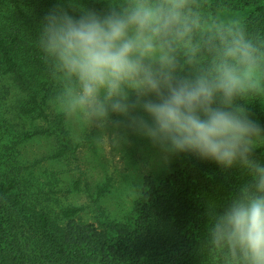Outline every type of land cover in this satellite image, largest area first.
I'll return each mask as SVG.
<instances>
[{
	"label": "clouds",
	"instance_id": "9594fccd",
	"mask_svg": "<svg viewBox=\"0 0 264 264\" xmlns=\"http://www.w3.org/2000/svg\"><path fill=\"white\" fill-rule=\"evenodd\" d=\"M188 2L126 0L103 14L81 7L78 17L51 11L39 35L57 84L50 103L67 119L84 118L104 132L130 129L166 155L242 169L248 179L215 213L208 234L236 264H264V164L255 157L264 127L238 102L264 100V70L240 32L221 36L223 53L211 70L185 74L177 48L187 49L191 63L198 51L192 32L200 27L187 14Z\"/></svg>",
	"mask_w": 264,
	"mask_h": 264
},
{
	"label": "trees",
	"instance_id": "16d2710c",
	"mask_svg": "<svg viewBox=\"0 0 264 264\" xmlns=\"http://www.w3.org/2000/svg\"><path fill=\"white\" fill-rule=\"evenodd\" d=\"M46 1L8 0L13 14L0 19V72L23 89L25 103L18 112L54 125V130L37 129L33 136L55 135L61 148L53 158H59L68 149L69 131L65 116L55 113L48 103L53 95L48 82L53 79L52 69L39 47L42 22L49 14L43 10ZM79 6H75L77 17ZM206 10L208 17H204ZM186 11L200 24L191 38L200 43L208 37L204 44L210 55L207 66L223 53L221 36L231 40L228 25L232 23L241 24L238 33L243 32L253 44L259 60L264 57V0H212L210 5L189 0ZM45 86L48 94L40 98ZM238 102L264 127L260 99ZM261 147L255 157L264 164ZM1 171L0 264H236L226 248L212 244L208 229L215 213L227 206L248 179L239 167L225 170L192 154L171 155L159 172L143 178L140 197L127 217H106L101 222L102 214L98 225L85 220V206L54 214L39 197L30 198L20 168ZM100 192L101 196L105 189Z\"/></svg>",
	"mask_w": 264,
	"mask_h": 264
},
{
	"label": "rangeland",
	"instance_id": "374dc122",
	"mask_svg": "<svg viewBox=\"0 0 264 264\" xmlns=\"http://www.w3.org/2000/svg\"><path fill=\"white\" fill-rule=\"evenodd\" d=\"M201 1L210 5L212 0ZM46 2L44 11L50 13L54 9L64 8L75 16L77 3L80 8L103 14L109 10V4L123 6L126 0H83V4L81 0ZM12 14L13 8L8 0H0V19L4 20ZM209 14L208 10L204 11V17ZM239 25H228L233 35L240 31ZM195 41L191 38L192 45L198 48L191 63L187 62V49L183 45L177 48L176 55L185 74L211 70L214 65L207 66L205 63L210 58L204 51L208 37L201 39L200 43ZM259 63L264 70V57ZM48 82L53 93L48 103L55 113H60L50 103L57 84L54 79ZM47 88H41L40 98L47 96ZM23 96V89L0 72V169L3 173L11 170V167L20 168V178L27 181L29 197H39L54 214H60L68 207L85 206L87 213L84 218L87 222L98 225L97 218L102 214L101 222H105L106 217L123 219L131 213L140 197L143 178L159 172L171 157L154 147L147 138L123 126L119 129L110 126L104 132L86 119L72 116L68 119L65 117V128L69 131L65 141L69 143L68 149L62 157L53 158L61 148L55 141L56 136L33 134L37 129L54 130V125L34 121L18 112L24 102ZM138 114L148 118L142 111ZM113 118L123 119L119 116ZM113 132L117 133L116 139ZM30 135L32 137L29 138ZM102 189L105 192L100 196Z\"/></svg>",
	"mask_w": 264,
	"mask_h": 264
}]
</instances>
